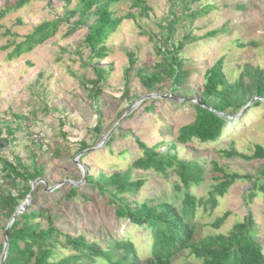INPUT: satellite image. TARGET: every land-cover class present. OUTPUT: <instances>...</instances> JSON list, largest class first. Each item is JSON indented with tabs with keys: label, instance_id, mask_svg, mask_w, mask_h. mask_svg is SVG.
Here are the masks:
<instances>
[{
	"label": "rangeland",
	"instance_id": "1",
	"mask_svg": "<svg viewBox=\"0 0 264 264\" xmlns=\"http://www.w3.org/2000/svg\"><path fill=\"white\" fill-rule=\"evenodd\" d=\"M20 1L27 3L17 9ZM144 5L145 11L133 6V1L111 6L114 17L131 14L134 19L121 22L104 43L106 58L97 61L89 59L83 42L95 16L80 30L67 33L78 20L79 0H71L67 8L62 0H0V158L14 163L17 159L24 165L33 158L43 170L40 180L52 188V192H45L43 182L29 183L31 190L25 195L20 193L24 196L18 209L41 210V217L32 223L46 230L50 219L61 234L54 243L53 259L73 254L63 246L66 235L84 238L103 249L112 248L115 241H129L135 248L137 263L146 264L150 252L148 232L127 220H117L109 196L82 183L83 175L92 177L95 183L101 174L110 176L129 169L142 157L139 142L148 148L158 146L157 153L170 151L179 161L199 167L201 181L188 184V192L197 200L193 242L209 235H227L236 223L250 217L253 237L264 254V192L258 189V184L264 185L260 174L264 158H252L256 146L264 148V102L254 108L253 98L240 112L227 116L223 135L216 143L193 140L181 145L176 141L178 130L193 123V106L200 104L205 72L218 60H222L227 84L235 83L246 67L264 72V0H144ZM60 20L63 22L52 37L28 53L9 58L15 46L37 26ZM172 22L171 44L183 43L178 56L188 71L184 83L173 92L166 79L160 90L149 94L132 71L129 96L118 99L129 59L135 62L133 70L146 68V73H151L153 65L161 62L157 49L165 50L160 40L162 28ZM212 32L217 34L209 36ZM95 63L105 74L99 85L102 95L92 101L84 88H90L88 81L95 79ZM149 101L155 102L153 112L145 110ZM118 123L113 140L104 147L103 139ZM30 133L43 134L48 150L33 155L25 140ZM80 142L89 147L81 161L83 170L73 162ZM231 149L240 157H230ZM131 172V180L143 181V186L123 196L127 203H167L181 212L186 189L176 172L169 169L166 176L153 171ZM3 175L0 169V192L15 195L13 185L1 179ZM226 175L240 179L219 197L215 188L230 180L224 178ZM65 181L71 184L59 185ZM70 189L77 190L76 196L70 197ZM224 214H228L224 224L213 229V222ZM9 220L0 210V246L3 227ZM170 264L201 262L184 250Z\"/></svg>",
	"mask_w": 264,
	"mask_h": 264
},
{
	"label": "trees",
	"instance_id": "2",
	"mask_svg": "<svg viewBox=\"0 0 264 264\" xmlns=\"http://www.w3.org/2000/svg\"><path fill=\"white\" fill-rule=\"evenodd\" d=\"M62 1L67 8L71 0ZM122 1H133V6L142 8L143 11L147 10L144 0H79L78 20L67 29V33L72 34L80 30L83 26L88 25V21L92 16L96 17L88 25L83 41L90 60L101 61L106 58L105 41L115 32L123 20L134 19L131 14L124 17L113 16L110 11L111 6ZM169 1L173 2L174 0ZM26 3V1H20L16 8H21ZM68 18L69 12H66L65 19ZM62 22L63 20H60V22L52 21L37 26L31 34L26 36L22 43L15 46L9 58H17L41 45L55 34L59 23ZM174 23L172 22L169 24L170 26L162 28L164 34L163 39L160 40L165 50L162 51V47L157 49L162 56L161 62L153 65L154 70L151 73L147 74L146 68L133 70L135 62L129 59V66L124 73V89L118 99L128 98L129 73L132 71L140 85L149 94L157 89L160 90L166 79L170 81L173 92L179 85L184 83L188 71L184 70V62L178 56L183 43L175 45L170 42L174 32ZM216 34L217 32H212L209 36ZM95 65L96 63L92 67L95 79L88 81L90 88H84L89 92L92 101H97L102 95L99 85L105 74L103 68H97ZM244 77L247 78V82H244ZM253 98H256L254 108L263 105L264 72L258 68L246 67L235 83L227 84L222 72V60H218L205 72L200 104L193 106L196 113L195 119L193 123L178 130L177 143L183 145L193 140L201 144L216 143L222 137L223 130L227 125L225 118L240 112ZM153 103L155 102L149 101V107L145 108L147 112L154 111L156 106ZM97 126L99 127V123H97ZM112 134L114 135V133ZM112 134L105 142L104 147H108L113 140ZM27 144L31 147L33 155L42 154L36 145ZM138 145L142 157L135 160L129 169L122 173H113L110 176L101 174L95 183L92 177L86 176L84 184H91L101 194L109 196V203L115 207L117 220H127L132 226L145 229L148 232L150 252L146 264H170L171 259L184 250H188L189 254L200 261L201 264H264L263 250L253 237L254 223L250 217L236 223L227 235H209L198 242H193L194 227L192 220L195 215L197 200L188 192V184L190 181L196 184L201 181L199 167L188 162L179 161L170 151L164 154L157 153L158 146L148 148L139 142ZM46 148L48 150L47 141ZM171 148L173 149L174 145H171ZM88 149L89 147L85 142H80L77 154ZM228 155L230 157H240L233 149L229 151ZM252 158H264V148L256 146ZM82 159L83 156L78 159L81 166H83ZM15 161L14 163L0 158V169L4 172L1 179L9 181L16 190L15 195L10 192H0V210L5 211L9 218L19 208L20 199L30 192L29 183L35 182L43 176L42 168L36 166L33 158L28 165L22 164L17 159ZM132 169L158 172L165 176L169 169L176 172L180 183L186 189L181 201V212L179 213L172 205L167 203L154 206L146 203L139 205L127 203L123 196L126 193H136L143 186V181L131 180ZM260 174L264 177V171ZM224 178L230 180L219 184L215 188V194L219 197L223 196L231 183L240 179L237 175H226ZM258 187L260 191L264 192L263 184H258ZM176 189H178V186H176ZM76 194V189L69 190L70 197L76 196ZM211 201L213 202L212 197ZM41 213V210L29 211L25 209L16 215L11 227L6 232L8 249L3 264H98V261L103 264H138L135 248L129 241H115L112 248L103 249L95 243L86 242L84 238H70L66 235L63 237V246L69 248L73 254L53 259L57 238L61 234L53 227L50 219H47L48 228L46 230L41 229L39 223H32V221L41 217ZM227 217L228 214H224L221 218L216 219L211 227L218 230ZM3 229L5 230L6 227H3ZM2 249L3 246L1 245L0 256Z\"/></svg>",
	"mask_w": 264,
	"mask_h": 264
},
{
	"label": "water",
	"instance_id": "3",
	"mask_svg": "<svg viewBox=\"0 0 264 264\" xmlns=\"http://www.w3.org/2000/svg\"><path fill=\"white\" fill-rule=\"evenodd\" d=\"M151 96H148V98H150ZM139 101H142L139 100ZM130 109L127 110V113H129ZM123 119V118H122ZM122 121V120H121ZM120 123V122H119ZM116 124L114 126V128L108 133V135L103 139L102 143L105 144V142L108 140V138L111 136L112 132L115 130V128L119 125ZM86 153V151H83L79 154H77L73 160V162L79 166L81 168V170H83L82 166L79 164L78 162V159L83 156L84 154ZM85 181V175H83V179H82V183ZM39 182H43V184L45 185V192H52V188H48V185L43 181V180H36L35 181V185H37V183ZM63 184H71V181H65V182H62L61 184L59 185H63ZM78 185V184H77ZM56 188V187H55ZM54 189V188H53ZM23 209H17V211L13 214V216L10 218L7 226H6V229L4 230V234H3V249H2V253H1V258H0V264H3L5 258H6V254H7V249H8V242H7V238H6V232L9 230V228L11 227V224L12 222L14 221L16 215L22 211Z\"/></svg>",
	"mask_w": 264,
	"mask_h": 264
},
{
	"label": "built area",
	"instance_id": "4",
	"mask_svg": "<svg viewBox=\"0 0 264 264\" xmlns=\"http://www.w3.org/2000/svg\"><path fill=\"white\" fill-rule=\"evenodd\" d=\"M25 138H26L25 140L28 143H32V144L36 145L39 148L40 152H45L47 150L46 139L44 138L43 134H41V133L31 134L30 133V134L26 135Z\"/></svg>",
	"mask_w": 264,
	"mask_h": 264
}]
</instances>
